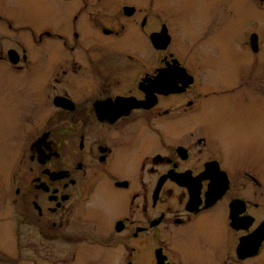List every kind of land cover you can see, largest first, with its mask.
Listing matches in <instances>:
<instances>
[{
  "label": "flooded vegetation",
  "instance_id": "1",
  "mask_svg": "<svg viewBox=\"0 0 264 264\" xmlns=\"http://www.w3.org/2000/svg\"><path fill=\"white\" fill-rule=\"evenodd\" d=\"M0 264H264V0L1 3Z\"/></svg>",
  "mask_w": 264,
  "mask_h": 264
},
{
  "label": "rangeland",
  "instance_id": "2",
  "mask_svg": "<svg viewBox=\"0 0 264 264\" xmlns=\"http://www.w3.org/2000/svg\"><path fill=\"white\" fill-rule=\"evenodd\" d=\"M40 0H0V4H20L26 7L27 10H33V7L39 4Z\"/></svg>",
  "mask_w": 264,
  "mask_h": 264
}]
</instances>
